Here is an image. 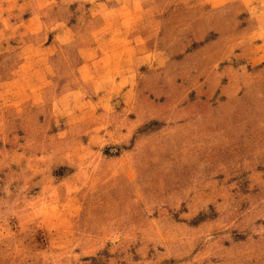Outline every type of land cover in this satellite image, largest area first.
Listing matches in <instances>:
<instances>
[{
    "label": "rangeland",
    "instance_id": "rangeland-1",
    "mask_svg": "<svg viewBox=\"0 0 264 264\" xmlns=\"http://www.w3.org/2000/svg\"><path fill=\"white\" fill-rule=\"evenodd\" d=\"M0 264H264V0H0Z\"/></svg>",
    "mask_w": 264,
    "mask_h": 264
},
{
    "label": "crops",
    "instance_id": "crops-1",
    "mask_svg": "<svg viewBox=\"0 0 264 264\" xmlns=\"http://www.w3.org/2000/svg\"><path fill=\"white\" fill-rule=\"evenodd\" d=\"M105 56H106V55L103 54V55L100 56V58H104Z\"/></svg>",
    "mask_w": 264,
    "mask_h": 264
}]
</instances>
